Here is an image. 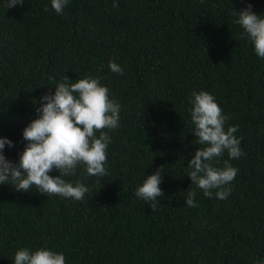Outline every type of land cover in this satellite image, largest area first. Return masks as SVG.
Returning <instances> with one entry per match:
<instances>
[{"label":"trees","instance_id":"obj_1","mask_svg":"<svg viewBox=\"0 0 264 264\" xmlns=\"http://www.w3.org/2000/svg\"><path fill=\"white\" fill-rule=\"evenodd\" d=\"M6 3L0 137L13 141L8 160L19 162L23 129L59 83L99 78L120 112L118 127L105 129L108 175L88 176L81 164L63 177L88 188L83 200L0 184V264H14L22 248L62 253L65 264H264V59L233 23L234 9L249 4L264 14V0H68L62 14L51 0ZM202 90L228 117L225 130L238 126L243 155L229 160L238 171L226 200L216 190L206 197L186 174L199 147L191 96ZM228 159L225 151L213 166ZM160 167L153 211L135 192ZM188 191L196 207L185 203Z\"/></svg>","mask_w":264,"mask_h":264},{"label":"clouds","instance_id":"obj_2","mask_svg":"<svg viewBox=\"0 0 264 264\" xmlns=\"http://www.w3.org/2000/svg\"><path fill=\"white\" fill-rule=\"evenodd\" d=\"M24 0H7L6 8L22 5ZM68 0H51V8L62 14ZM113 7H118L114 0ZM45 11H48L45 8ZM233 23L243 31L241 39H247L258 57L264 59V14L252 11L249 4L239 11H233ZM113 73L123 74V68L115 62L109 63ZM70 80L66 76V81ZM42 102L36 108L38 117L31 120L23 129V139L27 141L19 154V162L14 163L4 155L7 145L13 147V141L0 137V184L11 180L17 192H27L36 187L39 193L81 201L89 191L82 184L66 182L63 177L74 174L78 165H84L88 176L104 177L108 175L105 163L110 136L105 131L118 127L120 105L108 97V88L101 85L99 78L87 76L73 83L62 82L55 86L54 93H46L40 97ZM190 109L191 123L196 144L199 147L188 161L186 174L198 189L203 190L206 197L213 196L226 200L231 189L230 184L237 175L229 160L243 155L240 140L235 137L238 126H229L225 130L228 119L207 91L193 92ZM99 132V136L96 133ZM227 151L228 160L223 167L213 166L212 161ZM59 175L52 176L53 170ZM163 175L161 167L148 174L136 189L135 195L152 210L156 202L163 196L160 188ZM196 192L188 191L185 203L188 207H196ZM14 264H65L62 253L47 248L29 251L19 249L14 255Z\"/></svg>","mask_w":264,"mask_h":264}]
</instances>
